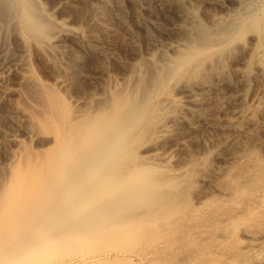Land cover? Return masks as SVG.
Returning <instances> with one entry per match:
<instances>
[{
  "label": "bare ground",
  "instance_id": "obj_1",
  "mask_svg": "<svg viewBox=\"0 0 264 264\" xmlns=\"http://www.w3.org/2000/svg\"><path fill=\"white\" fill-rule=\"evenodd\" d=\"M52 1L0 0V264H264V0ZM68 56L116 72L67 100L30 60Z\"/></svg>",
  "mask_w": 264,
  "mask_h": 264
},
{
  "label": "rangeland",
  "instance_id": "obj_2",
  "mask_svg": "<svg viewBox=\"0 0 264 264\" xmlns=\"http://www.w3.org/2000/svg\"><path fill=\"white\" fill-rule=\"evenodd\" d=\"M53 1H55V0H53ZM52 1V2H53ZM133 3H134V5H133ZM54 4V3H53ZM123 6L124 7H122L120 10H121V12H120V14L121 15H123V16H127V15H129V14H131V13H137V9L139 8V6H140V3L139 2H130V1H128V0H125L124 1V3H123ZM82 8H81V10H80V13H75V15L73 16V15H71V14H69L67 11H61V12H58L57 13V18L59 19V20H66V21H70L72 24H74V25H76L77 27H81V28H83V30L85 31V34H94L95 36V38H97L96 40H95V38L94 37H91V38H94L91 42L92 43H94V44H96L95 43V41L97 42V45H100V46H103V47H107V44H109L108 45V47L111 49V50H113V52H114V54L115 55H118V56H120V57H125L126 56V53L124 52V50H122L123 48H121L120 46H119V43L116 41V40H113V39H110L109 40V43H107L105 40H104V38H105V35H103V34H105L104 33V31L102 30V28L100 27L101 26V20L102 21H104V22H108V23H111V25L113 26V28H117V29H119V31L120 32H123V30H124V35H128V33H131V30L125 25V23H124V18H123V21L121 22L119 19H117L116 17H117V15L116 14H111V13H105V14H103V15H100L99 13H97L96 12V15H95V12L94 11H90L89 9H88V11L86 10L87 9V7H86V9H85V4H83V6H81ZM90 11V12H89ZM133 11V12H132ZM136 11V12H135ZM88 12V13H87ZM93 12V13H92ZM125 12V13H124ZM63 13V14H62ZM68 13V14H67ZM59 14V15H58ZM93 15L94 16H96V17H94L93 18ZM99 15V16H98ZM59 16H60V18H59ZM73 16V17H72ZM85 16V17H84ZM71 17V18H70ZM100 19H99V18ZM74 18V19H73ZM95 21L96 19L98 20V22L100 23H98L97 22V20L94 22L92 19ZM92 20V22H90ZM89 21V22H88ZM94 22V23H93ZM97 23V24H96ZM78 24V25H77ZM120 24V25H119ZM82 25V26H81ZM98 25H100V26H98ZM91 26V27H90ZM118 26V27H117ZM98 27H100V28H98ZM87 28H89V31L90 32H88V29ZM124 28V29H123ZM86 29V30H85ZM100 29V30H99ZM99 30V31H98ZM122 30V31H121ZM102 31V32H101ZM87 32V33H86ZM127 32V33H126ZM4 33H2V35H1V32H0V39H1V43H0V45H6V46H12V47H9L8 46V48H14V52L13 51H11L10 49H8L10 52H9V54L8 55H10L11 57V59L14 57V56H16L17 54L16 53H18V49H15V48H17V47H15L16 46V44H14V40H13V38L11 37L10 38V36H9V38H7V35H3ZM102 34V36H100ZM1 36L4 38H1ZM6 36V37H5ZM91 38H89V39H91ZM99 38V39H98ZM6 40L8 41V43L6 42ZM13 40V41H12ZM95 40V41H94ZM99 41H100V43H99ZM115 41V42H114ZM11 44H10V43ZM70 43V45H69V43ZM68 42L65 40V42H64V49H65V51L66 52H71V50H72V48H73V46H75V44H73V43H71L72 41H70V40H68ZM68 43V44H67ZM107 43V44H106ZM8 44V45H7ZM72 45V46H71ZM66 46V47H65ZM68 46V47H67ZM119 46V47H118ZM67 48L70 50V51H68L67 50ZM13 52V53H12ZM16 52V53H15ZM67 53V54H68ZM13 54V55H12ZM15 54V55H14ZM38 61H33V59L32 60H30V61H32L31 63H30V65H32V71H33V73H34V75L41 81V82H43V83H46V84H49V85H53V86H55L54 84H53V82L55 83V79H57V80H59L58 82H60L61 83V86H59L60 87V89H59V91H60V93L64 96V97H66V99L67 100H69V99H75V98H80V97H83L84 96V94H83V92L85 93V91L88 89L87 87L89 86V84H88V80L86 79V77L88 76V75H98V73L99 74H105V72H106V68H108V70L110 71V74L111 73H113V75L115 74V72H116V69L113 67V66H111V65H107V63L104 61V59L102 58H98V60L97 59H95L94 61H92V62H89L88 64H86L87 66H84V67H79L76 71H73V70H71L70 68V65H69V67H68V64H71V62H72V60L69 58V56L67 57V58H65L64 60H63V64H62V66H60L59 67V70L57 69L56 71H53V72H49V70L47 69V71H46V65H45V63H44V61H42V59H37ZM39 60H40V62H39ZM69 61V62H68ZM67 62V63H66ZM44 64V65H43ZM44 66V67H43ZM9 66L8 65H1L0 64V74H2V73H4L6 70H7V68H8ZM61 67H63V68H61ZM12 68V67H11ZM112 68V69H111ZM63 69V70H62ZM67 69H68V71H67ZM111 69V70H110ZM104 72H103V71ZM58 71H60V72H58ZM49 73V74H48ZM54 73H58L57 75L56 74H54ZM86 73V74H85ZM54 74V75H53ZM60 75V76H59ZM87 75V76H86ZM55 76V77H54ZM58 76V77H57ZM13 77V78H12ZM52 77V78H51ZM55 78V79H54ZM58 78H60V79H58ZM13 79H14V81H13ZM54 79V80H53ZM86 81H87V83H86ZM88 84V85H87ZM16 85V75H11L10 77H9V79H8V81H7V83H6V85H5V87L8 89V91H9V93L7 94V96H6V102L8 103V104H12V102H13V104H19V99H17L18 97L16 96V95H14V94H10V92H11V90L14 88V86ZM63 89V90H62ZM62 91V92H61ZM66 93V94H65ZM65 94V95H64ZM16 96V97H15ZM69 96H71V98L69 97ZM16 98V99H15ZM9 101H10V103H9ZM17 102V103H16ZM8 125V126H7ZM6 127L5 129H7V130H4V128L3 127ZM9 126H11V124H9V123H5V125L4 124H2V123H0V129L2 130H0L1 131V133L2 132H4V131H6L7 133H5V134H7V135H5L4 133V135L7 137V136H10L11 134H12V132L11 131H13V130H11L12 128L11 127H9ZM10 134V135H9ZM17 134H20V133H17ZM4 135H2L3 137H1L0 138V143L2 144V143H4L5 142V144H6V142H7V138L4 136ZM5 139V140H4ZM3 141V142H2ZM42 142H43V145H42ZM41 143V144H40ZM46 143V140H41V142H39V144H37L38 146H40V148L38 147V146H35L34 147V149H42V148H44V147H46L47 145L45 144ZM45 144V145H44ZM8 144H6L5 146H7ZM36 147H38V148H36ZM0 156H1V152H0Z\"/></svg>",
  "mask_w": 264,
  "mask_h": 264
}]
</instances>
